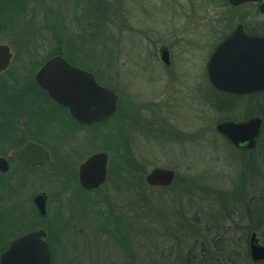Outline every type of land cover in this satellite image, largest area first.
Returning <instances> with one entry per match:
<instances>
[{
  "label": "rangeland",
  "instance_id": "1",
  "mask_svg": "<svg viewBox=\"0 0 264 264\" xmlns=\"http://www.w3.org/2000/svg\"><path fill=\"white\" fill-rule=\"evenodd\" d=\"M246 10L253 7L228 0H0V43L14 54L0 76V156L11 159L0 173V224L23 223L0 238V254L33 222L52 232L53 264H256L248 240L256 232L264 245V92L214 93L207 69ZM58 51L119 93L113 118L84 127L51 96L25 92ZM250 117L263 119L253 149L216 130ZM27 139L52 151L48 165L20 169L16 153ZM98 151L120 174L131 171L122 166L131 154L139 173L118 185L109 173L106 186L85 191L77 170ZM155 168L174 170L177 182L148 186ZM39 191L49 194L44 220L34 213Z\"/></svg>",
  "mask_w": 264,
  "mask_h": 264
},
{
  "label": "water",
  "instance_id": "2",
  "mask_svg": "<svg viewBox=\"0 0 264 264\" xmlns=\"http://www.w3.org/2000/svg\"><path fill=\"white\" fill-rule=\"evenodd\" d=\"M234 6L257 0H228ZM163 61L169 63V51L162 48ZM13 52L8 44L0 43V74L12 62ZM211 82L220 90L236 94L264 91V36L246 34L241 27L233 32L215 51L209 64ZM36 83L47 90L57 102L67 105L72 115L82 123L102 122L116 111L118 95L99 85L94 75L71 65L61 56L48 61L35 76ZM263 119L254 117L243 122H222L218 132L227 136L236 146L253 149L260 136ZM18 159L31 165L49 161V152L35 142L27 143ZM108 154L104 151L92 154L79 169L80 183L86 190L100 188L108 176ZM0 170H9V163L0 157ZM176 174L170 169L155 168L146 177L149 186L169 187ZM40 214L45 216L46 195L34 198ZM250 252L254 262L264 261V245L256 233L250 238ZM51 251L42 232H29L13 240L0 256V264H50Z\"/></svg>",
  "mask_w": 264,
  "mask_h": 264
},
{
  "label": "flooded vegetation",
  "instance_id": "3",
  "mask_svg": "<svg viewBox=\"0 0 264 264\" xmlns=\"http://www.w3.org/2000/svg\"><path fill=\"white\" fill-rule=\"evenodd\" d=\"M243 6H251V7H253V11H250V10H246V12H245V14H242V15H240V23H238L236 26H235V28L231 31V32H229L225 37H224V39H222L221 40V42L215 47V49L213 50V52H212V54L210 55V57H209V60L211 59V57L213 56V54L215 53V51H216V49L218 48V46L227 38V37H229L234 31H236L239 27H241L242 28V30L245 32V33H247V34H249V35H252V36H264V0H257V1H255V2H248V3H245V4H242V5H240V6H234V7H243ZM254 15V17H255V21H252V23L250 22H247V17L248 16H250V15ZM256 25V26H251L250 28H247V25ZM163 47V46H162ZM161 47V48H162ZM161 48H160V50H161ZM170 51V50H169ZM170 58H171V54H170ZM168 64V65H167ZM165 63V65L166 66H169V65H171V63L169 62V63ZM208 69V68H207ZM208 78H209V76H208ZM210 81V80H209ZM211 83V82H210ZM211 85V87L212 88H210L212 91H214V93H219V94H222V95H227L226 97H231V96H234V97H237V95L236 94H232V93H229V92H227V91H223V90H220V89H218V88H215L212 84H210ZM241 96H243V95H241ZM240 97V96H239ZM119 104H120V100H119ZM66 110H67V112L69 113V115H70V112H69V110L66 108ZM74 121L76 122V123H78L79 125H81V126H84V127H87V126H98V125H100L99 123H96V124H92V125H87V124H82V123H79L77 120H75L74 119ZM154 124H156V123H154ZM153 127H154V130H155V128H162V126H159V125H151V128L153 129ZM167 129H165V128H163V129H161V131L162 132H164V131H166ZM21 132V134H23V130H20ZM166 132H168V131H166ZM20 134V135H21ZM19 137H21V139H19L20 141H22V139H23V137L24 136H19ZM28 142H35V143H37V144H39V145H41L45 150H47L48 152H49V161L46 163V164H37V165H31V164H29V163H25V162H22V161H20L19 159H18V155H19V152H20V150L22 149V147L25 145V144H27ZM243 149V148H242ZM0 157H2V158H5L6 160H7V162L9 163V170L8 171H6V172H3V171H1L0 170V173H2V174H7L10 170H11V159H10V157H7V156H5V155H1ZM16 160H17V163L19 164V166H20V169H24L25 171H27V172H31V171H34V170H37V169H39L40 167H44V166H46V165H48L50 162H51V160H52V151L45 145V144H43V143H40V142H38V141H36V140H34V139H27L23 144H21V146H20V148L18 149V151H17V153H16ZM77 174H78V179H79V167H78V170H77ZM79 184H80V181H79ZM80 186H81V184H80ZM82 187V186H81ZM85 190V189H84ZM85 191H87V190H85ZM41 193H45V195H46V209H47V214L45 215V216H42L41 214H40V211H39V208H38V206H37V204L35 203V201H34V198L38 195V194H41ZM32 201H33V207H34V213L36 214V216L38 217V218H40L41 220H44V219H46L47 217H48V214H49V194L48 193H46L45 191H39V192H37L34 196H33V199H32ZM18 226H21V227H23V223H21V221H18V222H16V223H12V225L10 226V224L9 223H5V225L4 224H0V238H2V237H4V236H7L8 237V235H9V233H8V230L9 229H14V228H16V227H18ZM31 226V227H30ZM25 227H29V228H27V230H25V231H23V232H21L20 234H17L16 236H13V237H15V238H17V237H20V236H22V235H24L25 233H28V232H33V231H37V232H42L43 233V238L48 242V244H49V247H50V250H51V255H52V261H51V264H53V262H54V257H55V253H54V248H53V246H52V243H51V240L53 241V236L51 235L52 234V232L51 231H46L45 229H43V228H41L42 227V224H34L33 222H32V224L30 225V224H25ZM53 227H54V225H53ZM51 236V237H50ZM4 242V241H3ZM5 243V242H4ZM53 243L55 244V242L53 241ZM7 241H6V243L5 244H3L4 246L3 247H1L2 248V250L5 248H7L8 246H7Z\"/></svg>",
  "mask_w": 264,
  "mask_h": 264
},
{
  "label": "trees",
  "instance_id": "4",
  "mask_svg": "<svg viewBox=\"0 0 264 264\" xmlns=\"http://www.w3.org/2000/svg\"><path fill=\"white\" fill-rule=\"evenodd\" d=\"M56 56L57 55H59V56H63L65 59H67L71 64H73V65H76V66H78L79 64L77 63V64H75V62L74 61H72V59L71 58H68L67 56H65L61 51H58L56 54H55ZM54 55H50L49 57H47V58H44L40 63H39V66H41V65H43L46 61H48L51 57H53ZM79 67V66H78ZM81 67V66H80ZM37 68V66H34L33 67V69L32 70H34V69H36ZM82 68H83V66H82ZM83 69H86V68H83ZM33 80V78H31V81ZM37 84L35 83V81L34 82H30V83H28V85H27V89H25V92H27V91H40V92H43L44 94H46L47 95V93L44 91V90H42L38 85L36 86ZM27 94V93H26ZM34 95H37V93H33ZM40 95V94H39ZM24 96H26V95H24ZM225 97L227 96V95H224ZM232 97V96H231ZM224 100H226V99H224ZM24 104H27V102H25V101H23V104L22 105H24ZM225 104V103H224ZM15 105V104H14ZM123 158V160H122V163H123V167L125 168V170L127 171V170H131V171H127V172H123V174H120V171L118 170V169H120V168H118L119 166H116V167H114L113 169L111 168L110 169V180L111 181H114L115 182V184L116 185H118L119 184V181L121 182V180H122V178H124L125 177V174H130V176L132 175V177H133V173L134 172H138L139 173V169H138V167H139V164L137 163V162H135V160L133 159V157L131 156V154H128V156L127 155H125V156H123L122 157ZM126 163V164H125ZM114 171H117V172H114ZM112 175H113V177H112ZM109 180V181H110ZM177 182V179H176V181H175V183ZM108 183V182H107ZM106 183V184H107ZM106 184L104 185V186H106ZM140 185H141V188H143V187H146V188H148L149 189V187L148 186H146L145 184H144V182L142 181L141 183H140ZM120 186H122V185H120ZM129 189L131 190L132 189V187H129ZM117 228H120V226H119V221L118 220H116L115 221V226H114V230L117 232L119 229H117Z\"/></svg>",
  "mask_w": 264,
  "mask_h": 264
}]
</instances>
